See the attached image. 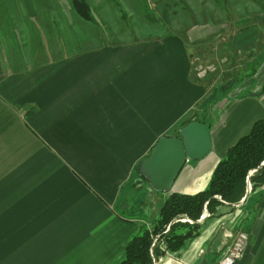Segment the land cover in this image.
I'll list each match as a JSON object with an SVG mask.
<instances>
[{"label": "crops", "instance_id": "0c3cea01", "mask_svg": "<svg viewBox=\"0 0 264 264\" xmlns=\"http://www.w3.org/2000/svg\"><path fill=\"white\" fill-rule=\"evenodd\" d=\"M20 14L30 20L21 29L31 36L25 49L30 41L34 49L35 36L50 41L34 13ZM2 20L0 14V51H7V58L0 54V264H116L166 198L137 174L162 135L175 136L194 118L209 128L212 153L185 166L174 186L194 194L242 131L264 118V94L257 93L263 81L237 96L223 128L208 124L202 109L212 89L191 77L186 41L178 37L85 51L52 50L43 41L36 53L14 57L6 37L16 30H2ZM240 223L264 227V200L206 223L180 258L168 255L162 264H219L229 243L224 229ZM257 249L252 242L237 264H253Z\"/></svg>", "mask_w": 264, "mask_h": 264}, {"label": "rangeland", "instance_id": "374dc122", "mask_svg": "<svg viewBox=\"0 0 264 264\" xmlns=\"http://www.w3.org/2000/svg\"><path fill=\"white\" fill-rule=\"evenodd\" d=\"M86 1L94 21L80 18L71 0H0L2 30L6 26L16 30L6 37L12 56L24 57L25 50L36 53L39 50L37 43L43 41L49 42L52 50L82 45L85 51L98 44L150 45L165 42L168 37H178L186 41L193 80L204 83L207 89H215L217 82L236 76L231 88L221 84L211 91L210 100L202 109L206 122H219L220 129L237 96L251 93L264 81L260 71L264 65V49L260 52L264 46V0ZM26 12L34 13L35 25L44 24L41 27L49 32L50 41L46 40L47 35L43 38L35 36L33 50L31 41L29 48H24L31 36L21 33V29L28 28L30 23L20 14ZM86 46L90 48L86 49ZM46 50L49 51L47 47ZM0 54L7 58V51H0ZM201 72H206L205 77H199ZM249 128L242 131V136L250 132ZM256 241L259 255H253V264H264V233H258ZM115 262L119 264L120 261Z\"/></svg>", "mask_w": 264, "mask_h": 264}, {"label": "trees", "instance_id": "16d2710c", "mask_svg": "<svg viewBox=\"0 0 264 264\" xmlns=\"http://www.w3.org/2000/svg\"><path fill=\"white\" fill-rule=\"evenodd\" d=\"M71 4L80 18L94 21L86 0H71ZM263 163L264 118L257 120L247 135L229 147L204 191L195 195L174 192L167 198L153 228L144 230L130 240L120 264H153V256L158 259L166 253L180 255L187 244L201 234L203 225L198 220L205 209L211 218L220 217L224 214V207L233 209L247 195L249 182L251 195L264 186ZM182 219L192 220L193 223L182 222ZM155 237H158V245L153 248ZM161 245L163 250L160 249Z\"/></svg>", "mask_w": 264, "mask_h": 264}, {"label": "bare ground", "instance_id": "6f19581e", "mask_svg": "<svg viewBox=\"0 0 264 264\" xmlns=\"http://www.w3.org/2000/svg\"><path fill=\"white\" fill-rule=\"evenodd\" d=\"M254 65V68L256 67V65L255 64H253ZM250 70H252V67L250 68ZM191 71V70H190ZM205 74H206V72H201V73H199V77H205ZM236 80V76H235V78H229L227 81H225V82H217V84L215 85V89H212V91H215V90H217L218 89V87L222 84L223 86H224V88H231V86H232V84H233V82ZM216 81V80H215ZM255 92H257V91H255ZM258 93V95H262V94H264V92H263V88L259 91V92H257ZM261 119H263V118H261ZM258 120H260V119H258ZM194 121H196V122H200V123H203V124H205L202 120H200V119H198V118H194V119H190V120H187L186 122L184 121V124H183V127H185L186 125H188L189 123H191V122H194ZM257 121V120H256ZM255 121V122H256ZM189 122V123H188ZM254 122V123H255ZM206 125V124H205ZM254 125V124H253ZM252 125V126H253ZM207 126V125H206ZM182 127V128H183ZM182 128H180V130L182 129ZM209 129V128H208ZM180 130L178 131V133L175 135V136H168V135H162V137H160L158 140H157V142H156V144L151 148V150H150V153L148 154V156L146 157V158H148L150 155H151V153H152V150L154 149V147L157 145V143L159 142V140L161 139V138H163V137H178L179 136V132H180ZM210 131V130H209ZM251 131V130H250ZM210 135H211V133H210ZM247 135V134H246ZM243 136H245V135H243ZM243 136H241V137H243ZM240 137V138H241ZM211 139H212V137H211ZM239 140V139H238ZM237 140V141H238ZM236 141V142H237ZM235 142V143H236ZM234 143V144H235ZM234 144H232V145H234ZM231 145V146H232ZM230 146V147H231ZM213 149H214V144H213V141H212V148H211V151L208 153V155H206L205 157H203L202 159H199V160H187L186 162H185V164H184V166H183V168L181 169V171L179 172V174L177 175V177H176V179H175V181H174V183H173V186H172V188H171V190L170 191H168V192H162V191H156V190H154L152 187H151V185H150V183H149V180L143 175V173H142V171H141V165H142V163H143V161L146 159H143L142 161H141V163L138 165V167H137V174L139 175V176H141L147 183H148V185L150 186V188L152 189V191H154V192H157V193H162V194H164L165 196H166V198L164 199V201H163V204H162V207H161V209H160V213H159V215H158V217L156 218V219H154L153 221H152V223H150V225L149 226H144V227H142L141 228V230L137 233V234H135L134 236H132V238H134L136 235H138V234H140L141 232H143L144 230H151L152 228H153V224L156 222V220H158L159 218H160V215H161V211H162V208H163V206H164V204H165V202H166V200H167V198L172 194V193H174L175 191H174V186H175V184H176V182H177V180H178V178L180 177V175L182 174V172H183V170H184V168H185V166H187L188 164H190L192 161H195V162H198V161H200V160H204L205 158H207L208 156H210V154L212 153V151H213ZM229 149V148H228ZM228 149H227V151H228ZM227 151H226V153H227ZM226 156V155H225ZM225 156H224V158H225ZM223 159V158H222ZM221 159V160H222ZM220 160V161H221ZM219 161V162H220ZM218 162V163H219ZM262 165H264V163L262 164ZM217 166V165H216ZM214 171V170H213ZM213 174V173H212ZM211 177H212V175H211ZM210 180H211V178H210ZM209 183H210V181H209ZM249 184V189H248V192H247V195L242 199V201L240 202V203H238V204H236V205H234L233 207V209H231V208H229V207H224L223 209H222V211H223V215L222 216H220V217H216V218H211L210 217V213L208 212V210L207 209H205V211H204V213H203V215L201 216V218L198 220V223H200V224H202L203 225V229H202V232H201V234L197 237V238H199V237H201L202 236V234H203V232H204V228H205V225H206V223H208V222H213V221H217V220H220V219H222L223 217H225V216H227V215H230V214H233V213H235L237 210H240V209H246L247 207L249 208V207H255L256 205H258V204H261L262 202H263V200H264V193H260V194H258V195H256L261 189H264V186L263 187H261L260 189H259V191H257L255 194H253V195H251V191H252V186H251V183L249 182L248 183ZM209 185V184H208ZM208 187V186H207ZM206 187V188H207ZM205 188V189H206ZM205 189H203V190H201V191H199V192H196V193H194V194H187V193H180V194H186V195H195V194H198V193H200V192H202V191H204ZM175 193H179V192H175ZM182 222H189V223H193V221L192 220H189V219H182L181 220ZM261 226H264V225H261ZM254 231H257L258 233H264V227H253L252 225H250V224H247V225H243L242 223H240V224H234L233 225V227H232V229H228V228H225L224 229V237H225V239L227 240V241H229V243H228V245H227V247L225 248V250H223L222 252H221V254H220V257H219V264H237V263H239V262H242L244 259H245V257H246V252H247V250H248V248H249V246L251 245V243L253 242V243H255L256 242V237L254 236V234H253V232ZM167 232V231H166ZM159 237V236H158ZM158 237H155L154 238V241H153V244H152V247L154 248L155 246H157L158 245ZM131 238V239H132ZM197 238H195L194 240H196ZM130 239V240H131ZM130 240H129V242H130ZM194 240H192L191 242H189L188 244H187V246L184 248V250L181 252V254L180 255H176V254H172V253H166L163 257H160V258H156L155 256H153L154 258H153V264H162L163 263V260L169 255V256H173V257H175V258H180L181 256H182V254L184 253V251L186 250V248L194 241ZM128 242V243H129ZM127 243V244H128ZM127 246V245H126ZM126 246H125V248H126ZM125 248H124V251H125ZM160 249L161 250H163L164 248H163V245H161L160 246ZM124 251H123V254L122 255H120V256H118L117 258H116V261L118 260V261H120L119 262V264L121 263V261L123 260V258H124ZM152 255H155L153 252H152Z\"/></svg>", "mask_w": 264, "mask_h": 264}, {"label": "water", "instance_id": "95a60500", "mask_svg": "<svg viewBox=\"0 0 264 264\" xmlns=\"http://www.w3.org/2000/svg\"><path fill=\"white\" fill-rule=\"evenodd\" d=\"M211 148L208 127L194 121L183 127L178 137L161 138L143 161L141 171L154 190L168 192L185 162L202 159Z\"/></svg>", "mask_w": 264, "mask_h": 264}]
</instances>
